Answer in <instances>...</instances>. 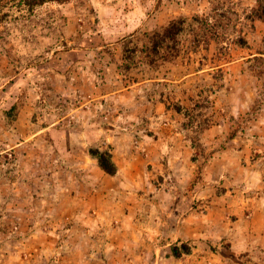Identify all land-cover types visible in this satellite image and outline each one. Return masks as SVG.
I'll use <instances>...</instances> for the list:
<instances>
[{"label":"rangeland","instance_id":"374dc122","mask_svg":"<svg viewBox=\"0 0 264 264\" xmlns=\"http://www.w3.org/2000/svg\"><path fill=\"white\" fill-rule=\"evenodd\" d=\"M261 5L264 0H65L27 12L18 0L1 1L0 190L2 177H16L32 155L39 173L49 164L56 169L55 152L33 143L61 140V115L68 136L79 138L91 112L108 121L120 116V106L134 118L128 127L113 120L128 149L155 129H174L177 143L199 155L224 148L231 173L244 178L246 169L232 162L264 157V19L254 11ZM182 18L177 53L162 49L169 54L164 60L151 52L149 35ZM193 18L200 21L192 24ZM145 106L153 118L143 114ZM87 131L90 153L112 163L110 147L97 145L105 131L99 125ZM82 149L76 144L72 153ZM170 231L167 225L164 256L152 255L158 242L150 239L149 255L125 261L193 264L188 255L197 245L172 240ZM209 243L210 253L229 245ZM245 254L226 256L222 264H240ZM259 258L253 254L247 264Z\"/></svg>","mask_w":264,"mask_h":264},{"label":"crops","instance_id":"0c3cea01","mask_svg":"<svg viewBox=\"0 0 264 264\" xmlns=\"http://www.w3.org/2000/svg\"><path fill=\"white\" fill-rule=\"evenodd\" d=\"M120 107V116L108 121L91 112L79 138L68 136L61 115V140L33 143L55 152L50 159L56 169L49 164L39 173L32 155L16 177H2L0 264H129V256L149 255L150 239L158 242L152 255L160 258L167 225L172 240L197 245L188 255L193 264H222L238 253H247L240 264L253 254L264 264V157L232 162L247 171L244 178L235 176L224 148L199 155L187 142L177 143L174 129H155L136 150L132 143L128 149L113 123L128 127L134 118L128 106ZM146 108L143 114L151 118ZM95 125L105 131L97 145L110 147L113 173L89 151L87 130ZM76 144L83 146L78 156L72 153ZM209 242L229 245L210 253ZM198 247L207 254H197Z\"/></svg>","mask_w":264,"mask_h":264},{"label":"trees","instance_id":"16d2710c","mask_svg":"<svg viewBox=\"0 0 264 264\" xmlns=\"http://www.w3.org/2000/svg\"><path fill=\"white\" fill-rule=\"evenodd\" d=\"M5 1V0H0ZM48 1H65V0H18L20 4L22 5L21 10H25L27 12L33 11L37 6L48 2ZM255 13L259 12L258 14L256 13L257 17H261L264 19V5H261L258 9L254 10ZM192 24L196 22H199V18H193ZM207 20V19H206ZM186 23V20L184 18L179 19V20H173L169 23L167 27L163 29V31H155L153 34L149 35V40L152 44L151 46V52L161 55L160 57L163 58L164 60H167L169 58V54H161V50H174L178 51L177 49V43H178V36L181 33V31L184 30V25ZM190 24V25H192ZM175 41V42H174ZM173 42V43H171ZM97 157H99L97 155ZM108 157H111L108 154ZM100 164L101 166L108 172L113 173L115 171V167L113 163L108 161H105L102 157H99Z\"/></svg>","mask_w":264,"mask_h":264}]
</instances>
